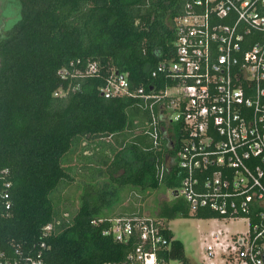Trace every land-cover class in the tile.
Returning a JSON list of instances; mask_svg holds the SVG:
<instances>
[{
    "label": "trees",
    "instance_id": "16d2710c",
    "mask_svg": "<svg viewBox=\"0 0 264 264\" xmlns=\"http://www.w3.org/2000/svg\"><path fill=\"white\" fill-rule=\"evenodd\" d=\"M18 1L20 17L0 33V260L30 264L41 252L46 264L121 263L138 239L104 231L128 214L114 215L127 188L172 190L154 214L167 222L193 215L175 197L178 165L157 176L158 159L177 148L166 136L155 147L150 108L141 99L108 98L101 88L115 74L146 91L166 85L152 70L174 55L184 2ZM92 63L99 72L85 75ZM64 183L71 186L54 197ZM165 234L172 242L159 258L190 264L183 242L170 228Z\"/></svg>",
    "mask_w": 264,
    "mask_h": 264
},
{
    "label": "built area",
    "instance_id": "2783aa9c",
    "mask_svg": "<svg viewBox=\"0 0 264 264\" xmlns=\"http://www.w3.org/2000/svg\"><path fill=\"white\" fill-rule=\"evenodd\" d=\"M183 2L174 21V55L152 70L166 85L146 91L115 74L101 91L108 98L141 99L150 108L147 132L155 147L166 136L177 148L176 156L157 162V176L161 180L167 166L178 165L183 179L175 197L186 199L193 216L208 210L219 219L248 222L247 232L230 241L221 230L212 232L208 257L219 250L225 264H264V0ZM98 72L92 63L85 75ZM167 228L157 215L112 219L104 234L138 243L121 263L106 264H169L158 254L170 248ZM28 262L46 264L41 252Z\"/></svg>",
    "mask_w": 264,
    "mask_h": 264
},
{
    "label": "rangeland",
    "instance_id": "374dc122",
    "mask_svg": "<svg viewBox=\"0 0 264 264\" xmlns=\"http://www.w3.org/2000/svg\"><path fill=\"white\" fill-rule=\"evenodd\" d=\"M20 3L18 0H0V33L5 34L20 17ZM160 158L158 162H160ZM159 164V163H158ZM69 184H63L62 188L54 194L61 198L63 191ZM124 202L115 206L114 215L131 213L141 215H154L157 213L158 205L162 200H172V190L158 189L145 192L136 188H127L123 193ZM56 198V199H58ZM126 208L128 210L122 209ZM175 238L180 239L186 249L190 264H225L219 250L213 258H209L205 247L207 242H213L210 238L212 232L221 230L222 238L229 239L232 235L247 232L248 222L244 219L223 220L219 218H176L167 222ZM207 240V241H205ZM169 264H184L179 260H171Z\"/></svg>",
    "mask_w": 264,
    "mask_h": 264
},
{
    "label": "crops",
    "instance_id": "0c3cea01",
    "mask_svg": "<svg viewBox=\"0 0 264 264\" xmlns=\"http://www.w3.org/2000/svg\"><path fill=\"white\" fill-rule=\"evenodd\" d=\"M161 159H163V161H166V160H167V157H164V156L162 155Z\"/></svg>",
    "mask_w": 264,
    "mask_h": 264
},
{
    "label": "flooded vegetation",
    "instance_id": "af4514ba",
    "mask_svg": "<svg viewBox=\"0 0 264 264\" xmlns=\"http://www.w3.org/2000/svg\"><path fill=\"white\" fill-rule=\"evenodd\" d=\"M167 158H170V156H168Z\"/></svg>",
    "mask_w": 264,
    "mask_h": 264
}]
</instances>
